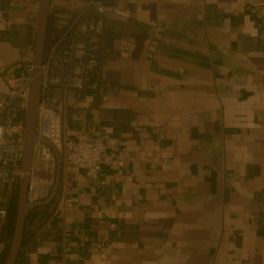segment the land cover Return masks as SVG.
<instances>
[{
    "label": "crops",
    "instance_id": "1",
    "mask_svg": "<svg viewBox=\"0 0 264 264\" xmlns=\"http://www.w3.org/2000/svg\"><path fill=\"white\" fill-rule=\"evenodd\" d=\"M86 1L52 0L50 19ZM103 1L132 11L105 22L104 90L53 93L69 137L100 129L119 169L70 182L72 207L29 226L16 264H264V4ZM39 3L0 0L11 71L33 53Z\"/></svg>",
    "mask_w": 264,
    "mask_h": 264
},
{
    "label": "built area",
    "instance_id": "2",
    "mask_svg": "<svg viewBox=\"0 0 264 264\" xmlns=\"http://www.w3.org/2000/svg\"><path fill=\"white\" fill-rule=\"evenodd\" d=\"M133 4L135 0H126ZM264 2L257 0L258 8ZM131 9L108 4L103 0H87L74 13H56L50 19L45 58L42 64V97L38 111L33 159L28 175L27 201L45 200L54 185L57 158L49 140L60 154L62 174L59 189L49 211L70 209L75 198L68 197L67 185L89 182L107 186L119 169V158L108 150L103 132L97 129L92 137L74 140L69 137L64 116V101L53 89L102 92V34L111 17L129 18ZM264 24V15L261 17ZM12 26V20L0 9V31ZM33 54V53H32ZM27 55L18 69L0 63V217L5 220L8 203L19 192V182L25 174L22 167L26 131V108L30 92L33 58ZM106 170V171H105ZM45 205L35 207L37 209ZM33 209V210H34ZM41 218L30 224L37 230Z\"/></svg>",
    "mask_w": 264,
    "mask_h": 264
},
{
    "label": "water",
    "instance_id": "3",
    "mask_svg": "<svg viewBox=\"0 0 264 264\" xmlns=\"http://www.w3.org/2000/svg\"><path fill=\"white\" fill-rule=\"evenodd\" d=\"M51 10L52 0H40L37 17L36 35L34 41V50L32 54L34 67L31 73L32 80L26 108V131L24 142V155L22 159V167L25 174L21 177L19 182L17 211L15 216L14 229L10 240L7 256L3 264H16L21 251V247L24 242L25 222L27 217L29 216V213L37 206L47 205L53 202L57 195L61 180L62 164L60 154L49 140L43 139L53 148V151L57 158V171L55 182L49 196L45 200L37 203H30L27 201V189L29 179L26 172L31 166L33 159L34 142L38 138L36 127L38 121V111L42 97L43 80L41 67L45 58Z\"/></svg>",
    "mask_w": 264,
    "mask_h": 264
},
{
    "label": "trees",
    "instance_id": "4",
    "mask_svg": "<svg viewBox=\"0 0 264 264\" xmlns=\"http://www.w3.org/2000/svg\"><path fill=\"white\" fill-rule=\"evenodd\" d=\"M17 199L18 193L13 196V198L8 203V213L6 219L4 220L1 231H0V264L4 263V260L7 256V252L10 245V240L13 234L15 216L17 211ZM49 211V207L47 205L39 207L37 209L32 210L29 213V216L25 222L24 234L27 232H31L29 230V224L36 218H38L41 214L45 215ZM40 218V217H39Z\"/></svg>",
    "mask_w": 264,
    "mask_h": 264
}]
</instances>
